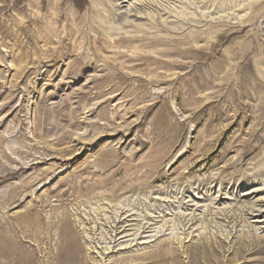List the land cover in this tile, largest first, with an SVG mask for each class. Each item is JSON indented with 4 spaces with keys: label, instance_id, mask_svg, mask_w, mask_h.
<instances>
[{
    "label": "rangeland",
    "instance_id": "rangeland-1",
    "mask_svg": "<svg viewBox=\"0 0 264 264\" xmlns=\"http://www.w3.org/2000/svg\"><path fill=\"white\" fill-rule=\"evenodd\" d=\"M0 264H264V0H0Z\"/></svg>",
    "mask_w": 264,
    "mask_h": 264
},
{
    "label": "bare ground",
    "instance_id": "bare-ground-1",
    "mask_svg": "<svg viewBox=\"0 0 264 264\" xmlns=\"http://www.w3.org/2000/svg\"><path fill=\"white\" fill-rule=\"evenodd\" d=\"M125 229V228H124ZM121 236V235H120ZM168 261V260H167ZM164 262V261H163Z\"/></svg>",
    "mask_w": 264,
    "mask_h": 264
}]
</instances>
